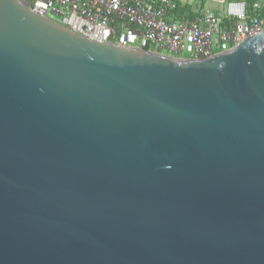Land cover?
Returning <instances> with one entry per match:
<instances>
[{
    "label": "water",
    "instance_id": "water-1",
    "mask_svg": "<svg viewBox=\"0 0 264 264\" xmlns=\"http://www.w3.org/2000/svg\"><path fill=\"white\" fill-rule=\"evenodd\" d=\"M0 264H264V31L180 58L0 0Z\"/></svg>",
    "mask_w": 264,
    "mask_h": 264
},
{
    "label": "built area",
    "instance_id": "built-area-1",
    "mask_svg": "<svg viewBox=\"0 0 264 264\" xmlns=\"http://www.w3.org/2000/svg\"><path fill=\"white\" fill-rule=\"evenodd\" d=\"M35 13L50 17L91 39L137 47L180 58H207L264 31L259 0L252 12L227 20L213 11L168 20L173 0H23Z\"/></svg>",
    "mask_w": 264,
    "mask_h": 264
},
{
    "label": "crops",
    "instance_id": "crops-1",
    "mask_svg": "<svg viewBox=\"0 0 264 264\" xmlns=\"http://www.w3.org/2000/svg\"><path fill=\"white\" fill-rule=\"evenodd\" d=\"M175 8H169L166 14L168 20H182L191 18L198 12L213 11L222 19L248 11L250 0H173ZM262 5L261 14L264 15V0H259Z\"/></svg>",
    "mask_w": 264,
    "mask_h": 264
},
{
    "label": "trees",
    "instance_id": "trees-1",
    "mask_svg": "<svg viewBox=\"0 0 264 264\" xmlns=\"http://www.w3.org/2000/svg\"><path fill=\"white\" fill-rule=\"evenodd\" d=\"M253 1H254V0H250V1L248 2V12H249V13L253 11V10H252V3H253Z\"/></svg>",
    "mask_w": 264,
    "mask_h": 264
}]
</instances>
